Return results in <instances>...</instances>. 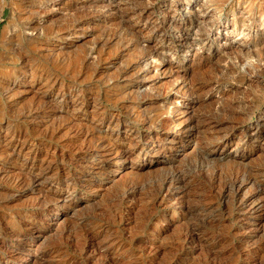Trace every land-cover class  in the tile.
I'll list each match as a JSON object with an SVG mask.
<instances>
[{"label": "rangeland", "instance_id": "rangeland-1", "mask_svg": "<svg viewBox=\"0 0 264 264\" xmlns=\"http://www.w3.org/2000/svg\"><path fill=\"white\" fill-rule=\"evenodd\" d=\"M11 1L0 0V5L5 3L0 17V39L11 13L6 4ZM99 1L84 2L88 16L84 13L82 16L85 18H82L97 17L91 19L93 22L87 33H81L73 42L76 44L72 45L75 53L71 49L69 52H72L70 56L75 55V62L58 64L43 58L46 62L43 59L41 62L52 77L49 85H42V81L34 82L30 78H19L17 84L9 86V93L5 95L3 92L2 96L0 92V217L5 219L0 225V264H65L68 259L81 260L77 254L78 247L62 232L69 228L79 231L82 227L99 235L101 240L105 235L107 237L104 238L105 242H98V239V243L87 248V264H97L103 259L102 262L112 260L115 264H205L207 253L197 243H187L189 245H185L182 255L173 258L178 239L199 218L189 215L187 208H208V195L201 194V191H207V175L213 163L212 157L206 160L205 156L199 155L200 151L203 154L204 150L210 149L214 154L225 153L227 159L242 158L245 163L250 159V164L264 158V102L258 98L264 96V0H103L107 1L108 7L100 10L95 5L89 6ZM175 8L178 9L174 11ZM142 9L147 12L141 17L136 16ZM170 18L186 26L180 31L165 28V24L159 23L162 19ZM189 21L192 26L188 25ZM162 36L166 43L163 42V49H160L161 43L158 41ZM193 39L196 44L191 47L189 41ZM201 40L208 42L210 48H200L198 42ZM180 45L183 48L179 49ZM151 47L157 48V51L149 52ZM173 50H176L175 54ZM259 70L262 73H258ZM181 82L187 86L205 83L206 90L220 85L224 94L203 93L206 91L203 88L201 93L207 100L201 103L194 104L189 96L171 99L179 86L183 85ZM247 86H252L251 90ZM9 94L13 95L7 98ZM225 100L231 110L213 115L219 102L224 103ZM191 108L195 112L194 117L186 120ZM146 111L159 118L160 125L170 133L169 136L182 126L192 127L191 137H186V140L191 145L189 149L193 150L188 149L185 153L182 152L184 147H180L170 157L156 155L157 166L152 169L162 166V171L150 169L152 171H145L147 174L144 172L141 178L135 177L138 184L134 189L139 192H131L128 191L131 179H126V173L129 169L138 171L140 166L131 162L124 166L114 153L108 158L100 154L103 159L99 157L93 161L90 146H100L99 152L111 147L128 152L127 146L133 141L137 147L149 150L152 141H148L147 136L159 125L155 126L147 119L135 121L136 115ZM231 112L235 115L228 114ZM203 116H212L221 128L235 125L234 142L244 125L248 143L253 141L257 149H250L248 143L237 148L231 143L221 149V146L201 140L202 134L197 135V131L204 129L205 123L198 122L204 119ZM7 121L9 126L6 125ZM164 123H172L174 130H171L172 124L168 128ZM134 131L144 134L139 142L132 138ZM258 134L261 136L256 139ZM16 138L23 141V146L21 150L18 148L10 153L11 143ZM166 138L162 141L163 147L170 149L173 144ZM155 139L156 143L161 140L160 137ZM81 149L87 152L89 158L83 164L77 162ZM17 152L19 156H27V160L14 164ZM106 158L111 162L104 166ZM34 163H42L41 173L35 170ZM169 165L184 170L190 183L186 191L189 194L174 196L177 205L166 197L164 202L150 206L148 213L145 208L150 205L151 196L156 192L155 185L165 175L164 168ZM55 166L61 169L63 175L55 173ZM48 167L54 169L49 170ZM101 169L99 177L86 176L91 172L96 174ZM29 170H35L38 174L36 182L20 185L21 177ZM124 192L132 198L123 200ZM255 199L264 209V192L257 194ZM210 200L213 205L216 204L209 214L211 224H216L224 234L229 231L224 246H242L243 250L234 264H256L264 255V246L262 250H253L264 239L263 234L257 231L263 226L261 218L252 215L248 222L241 219L227 222L226 216L220 212L224 206L218 205L214 197ZM181 202L185 204L183 208L179 204ZM39 210L41 213H38ZM17 222L23 226L18 236L22 243L15 238L5 237L6 231L16 228ZM258 222L262 225L257 226ZM26 223L30 225L25 227ZM211 224L202 227V234L214 230L212 226L215 225ZM201 231L197 234L202 236ZM2 241H8V244ZM1 244L7 246L2 248ZM21 246L23 260H18L15 253ZM52 246L61 247V250L50 256L34 253L39 248ZM220 247L217 248L219 252L224 249L223 245ZM176 258L178 260L175 261ZM219 264H228L223 255L219 257Z\"/></svg>", "mask_w": 264, "mask_h": 264}, {"label": "bare ground", "instance_id": "bare-ground-1", "mask_svg": "<svg viewBox=\"0 0 264 264\" xmlns=\"http://www.w3.org/2000/svg\"><path fill=\"white\" fill-rule=\"evenodd\" d=\"M85 1L84 0H12L9 4H6V5H8L10 7V10H11L10 12L11 13H10V17L8 18L7 25L4 28V30L2 31V35H1V39H0V92H2V96L4 94L6 95L7 93L10 92L11 89L9 88V86L10 85H14L16 83L17 79H19V78H20V80H22L23 78H25V79L26 78L27 79L30 78L34 82L35 81L36 82H38V81L41 82L42 81V85L43 84L47 85L48 82L50 83L52 81V77H51L50 72L48 74L47 69H45L44 65L42 64L43 62H41L43 58H45L47 60L49 59L50 61L53 60L55 63H58V64H65V63L68 64L70 62L73 63V62L76 61V58H74L75 55L72 57V56H70L72 52L71 53L69 52L70 49H71L75 53L74 48L72 49V45H76V44H73V42H74V40L76 38L79 37V35L81 33L83 35H85L87 33V29L90 28V24H91V22H93V21H91V19L97 17V16H95V17L93 16L90 19L89 18L88 19H83V18H85L83 16L86 15L85 11H87L86 10L87 7H84V5H85L84 2ZM106 2L107 1L100 0L98 3L96 2V4L95 3L94 4L93 3L89 4V6L90 5L91 6L95 5V7H97V9L100 8V10H101V9L106 8V7L109 6V4L106 3ZM3 4H5V3H3ZM3 4L0 5V17H1V13L3 11V6H4ZM263 4H264V2H263ZM177 9L178 8H175L174 11L177 10ZM146 12H147L146 9L145 10L144 9L139 10V12L136 14V16L138 15V17H141ZM94 13H97L96 10L94 11ZM99 13H101V12H99ZM86 16H88V15H86ZM148 16H150V15H148ZM171 18L167 19V20L162 19V21H160L159 23H161L163 26L165 24V26H166L165 28L170 27V29L171 28H175V30L177 29V30H180V31H181L183 26H186L184 23L179 24V22L177 23V21L176 22L173 21V19H171ZM188 25L192 26V22L189 21ZM200 29H201V27L198 28V30H200ZM142 34H144V33H142ZM49 38H51L50 42H49ZM164 40L165 39L162 36V38H160V40L158 41L159 43H161L160 49H163V45H164V43H166V42H164ZM194 42H195L194 39L192 41H189L191 47H193L192 45L196 44ZM204 42L202 40L198 42V44L201 46L200 48L205 47V46L210 48L209 43L208 42L204 43ZM181 48H183L182 45H180L179 49H181ZM179 49H178V51H179ZM148 51L149 52H156L157 48H154V47L152 48L151 47V49L148 50ZM168 51H170V50H168ZM142 52H146V51L142 50ZM172 52H173V54H175L176 50H173ZM218 59H220V58H218ZM223 60L224 59H222V61ZM44 61L46 62V60H44ZM205 62H207V60ZM225 67H227V66H225ZM255 69H256V67H255ZM260 72H261V70H259L258 73H260ZM196 75H197V73H196ZM202 76H204V75H201V77ZM261 76H262V74H261ZM131 78H132V76H131ZM54 79L55 78H53V80ZM174 79H176V77H174ZM240 79H242V78L240 77ZM176 80H175V82H177ZM216 81H217V79H216ZM54 82L55 81H53L52 83H54ZM217 82H219V81H217ZM187 85H184V84L181 85V86L178 85L179 88L177 90L174 89L176 91H175V93L173 95V98H171V99H174L177 96L181 97L182 99H183V97L189 96V97H192L191 99H192V102L194 104H198V103H201V102L207 100V98H205L202 95L203 93L210 92V94H212V93H216L217 92L221 96H223V94H224L223 91L221 90V86L220 85L216 86L215 88L214 87L208 88V90H206L207 87L204 88L206 86V84L205 83H201V82L193 84V85H190V86H187ZM260 86H259V88H260ZM251 87H248V88H250V90H251ZM203 88H204V90H206L205 92H203ZM253 91L256 92V90H253ZM3 92H5V93L3 94ZM201 92H203V93H201ZM260 92H262V91H260ZM256 94H257V92H256ZM12 95L13 94H9L7 96V98L11 97ZM258 98L261 99L260 100L261 102H264V96L263 97H258ZM215 101H218V100H215ZM178 102H180V101H178ZM220 102L218 104L219 106L217 105L216 108L214 109L215 111L213 112V115L214 114L219 115V113H222V112L224 113L226 110H229V109L231 110V108H229L230 106L228 105L227 101L224 102V103L222 101H220ZM20 103H21V100H20ZM75 106H77V105H75ZM248 108H250V107H248ZM212 109H213V107H212ZM232 110H233V108H232ZM176 111H167V113L176 112ZM150 112L146 111L145 113L143 112L142 115L139 114V115L135 116V118H136L135 121H139L140 119H144V120L147 119L148 122H150L151 124H153L155 126L159 125V127L156 128V129H154L155 126L152 127L154 130H151V131H152V133H154V135L152 133H150L147 136V140L148 141L149 140L152 141L151 144H150V149L149 150L137 147L136 143H134L133 141H131L129 145L127 144L128 146L126 145L128 147V149H129L128 152L126 151V149H121V148H118V147H111V148L102 150V152H99L98 149L100 148V146H98V145H95V146H92V147L90 146V148L93 151V156H92V160L93 161L96 160V159H99V157L101 159L102 156L100 154H102L103 157L107 156V158H108V156L113 155V153H114L115 156L118 159V162L123 163L124 166H127L128 162L133 163L132 165L136 164L137 166H140L138 171H133V170L131 171L129 169V172L126 173L127 174L126 179H129V180L131 179L129 181V183H128V185H130L128 191L131 190V192H135L137 190V189L136 190L134 189V186L137 183L135 181L137 179H134V178L135 177H139V176L141 178V175L145 171H152V170H154L152 168H155L157 166L156 165L157 164V160L155 159L156 155L157 156L170 157L171 155H174L173 153L178 152L179 151L178 149H181L180 147H184L182 152H185V153L191 147V145L187 144L188 140H186V137H188V136L191 137L192 127L190 129L189 125L182 126L178 131H174V133L169 136L170 133L168 131H166L165 129L163 130L162 125H160L161 121H159V118L157 116L155 117V116L149 115ZM194 114H195V112L191 108L190 112H189V116L187 117L186 120H189L188 118L194 117ZM228 114H230V115L232 114V116L235 115V113H233V112L228 113ZM226 115L227 114H225V116ZM261 116L262 115H259V117H261ZM230 120H232V119H230ZM245 120H247V119H245ZM198 122H204L205 123L203 125L204 129H200L199 131H197V135H199L198 133L202 134L201 140L203 139V141L206 140L209 143L216 144V146L217 145L221 146V149H223L224 147L230 146L231 143H234V146L236 148L239 147L240 145L242 147L243 145L247 144L248 141H249V139H247V131L245 130L246 127L244 125H242L241 133L240 134H236L237 139H235V142H234L233 138H234L235 133L237 131V129H235V127H234L235 125L231 126L229 124V125H227V128L226 127L223 128V126H222V128H223L222 129L220 127V124L217 123L216 120L212 116H210V118L208 116L206 118L204 117V119H202V120L199 119ZM169 124H172V123H169ZM169 124L164 123V125L166 127H168ZM6 125L7 126L10 125L9 121H7ZM178 125H179V123H178ZM170 127H173V129H171V130H174L173 124ZM220 129H221V131H220ZM128 131H131V129H129ZM49 132H51V131H49ZM132 134H133L132 138H135L134 140L137 139L136 142H139L141 140V138L143 137V135H144L143 133H140L138 131H134V132H132ZM197 135H195V136H197ZM165 136L168 137V138H166L167 140L166 139L165 140L168 141L170 144H173V146L170 149H167V147H163L164 145H163L162 141L165 138ZM260 136L261 135L258 134L256 136V139H258ZM155 137L156 138L160 137L161 140L159 141V143H156ZM244 140H246V141H244ZM263 141H264V138H263ZM132 142L134 144H132ZM261 142H262V140H261ZM126 143H128V141ZM177 143L179 145L175 146V144H177ZM22 146H23V141L21 142V139L18 140L16 138L11 143V148H10L11 152L10 153L16 151V149H18V148L21 150ZM101 146H103V145H101ZM195 146H197V145H194V147ZM247 147H249L250 149H254L255 148L254 142L253 141L249 142ZM191 149L193 150V148H191ZM191 149H189V151ZM255 149H257V148H255ZM79 150H80V147H79ZM83 150L84 149H81V151H79L78 152L79 154L77 155V158H78L77 162L78 163H82V164L87 162V160L89 159L88 156H87V152L85 150L84 151ZM258 150H260V149H258ZM87 151H89V150H87ZM200 152H201V154H199V155L205 156L206 160H207L208 157H212L211 158L212 161L209 158L208 162L211 161L213 163V166L211 167V169L210 170L207 169V170H209V172H208L209 174L207 173L208 174L207 175V191L205 192L203 188H202L203 189L202 191L200 190L201 194L203 193V195L204 194L208 195V201L206 202L208 208L207 207H202V208L198 207L200 209L195 208V207L187 208L186 211H188L189 215H197L195 217H199V218H198V221H196V222L194 221L195 223L189 225L188 228L185 230V232L178 239L177 245H175L176 248L174 249V252H173V258L177 257V255H182L181 253L183 252V250L185 248V245L187 243H189V244L197 243L207 253V259H206L205 264H219V257L222 256V255H223V257H225V259L227 260L228 264H234L238 260V257L240 255L241 251L243 250L242 246L241 245H234V246L233 245H231V246L226 245V246H224V244L226 243L225 239H227V237L229 236V231H228V233L224 234L221 230L218 229L219 227H217L216 224H211L212 220L209 218V216H210L209 214L213 210V207L216 204L213 205L211 203L210 199L212 197H214V198L217 199V202H218L217 204L218 205H223L224 206V208L221 209L220 212L223 213L224 216H226V221L227 222L231 223V221H234L235 219H241V220H243L245 222H248L252 215H254L256 218H261V221H262L261 223L263 224V226H262V229H259L260 228L259 227L257 231L261 232L263 235L262 234H260V235H262V237H264V209H263V207L260 205V203L258 201V200H261V199H258V198H257L258 200L255 199L257 194H259L261 192H264V158L261 159V161H258L257 163H251L250 164V162H248L250 159L248 161L246 160V163L244 162V160H242V158H240V159L236 158L237 160H234L233 158L232 159L228 158L229 159L228 160L227 159V155L225 153L219 154L220 152L219 153L216 152V154H214V151L210 150V149L204 150L203 154H202V150ZM10 153H9V155H10ZM261 156H263V155H261ZM27 158H28L27 156H19V153L17 152V154H15V158L13 160V163L15 164L17 162L25 161V160H27ZM111 159H112V157H111ZM111 159H107L106 160L107 163L104 164V166L109 164L111 162ZM224 160H226L228 162H226ZM39 161L41 162V160H39ZM208 162H206V164ZM219 163H221V164H219ZM227 163H229V165ZM30 164H32V162ZM41 164H37V163L33 164V167L36 168L35 170L38 169L37 172L39 171L40 173H41V167H42ZM225 164H226V166H225ZM48 165H49V162H48ZM78 165H80V164H78ZM43 167H44V165H43ZM55 168H56V166H55ZM125 168H127V167H125ZM160 168L157 167L156 169L160 170ZM48 169L49 170H53L54 168L53 167L52 168L48 167ZM150 169H152V170H150ZM156 169L154 171H156ZM164 169H166L163 172V173H165V175H163L162 178L160 176L161 180H159L160 182H157V184L155 185L156 187H155L154 190L156 192H155L154 196H151L152 197L151 198V203L148 201L150 203V205L149 206L147 205V208H145L147 210V212H148V208L150 206H153L155 204H160L161 201L164 202V200H166V197L169 198L170 201H172L173 199H175L174 196H176V198L179 195H182V196L186 195L187 196V193H188V192H186L187 191V185H190V183L187 180L188 176H186L185 173L183 172L184 170L183 169H179L176 166L172 167V165H169L168 168L165 167ZM35 170H29L28 174H27V172L24 173L23 176L21 177L22 179L20 178L21 179V183H19V184L24 186V184L28 185V184L34 183V181L36 182V177L38 176V174L34 172ZM55 170H56V172L54 171L55 173H58V174L60 173L61 175H63L62 172L60 171L61 169L56 168ZM101 171H102V169L99 170V171L97 170L96 174L91 172V173L86 174V176L87 177H95V176L99 177L102 174ZM160 171H162V170H160ZM43 173H44V171H43ZM120 173H122V172H120ZM123 175H124V173H123ZM85 180H87V178ZM126 187H128V186H126ZM43 193H42V195H43ZM123 194L124 195H122V193H121L122 197L125 196L123 198V200L125 198H128V199L132 198L131 196L127 195V192H126V194H125V192ZM42 195H41V197L43 198ZM45 196L48 197L47 194ZM54 199H57V198H54ZM178 199H180V198L178 197ZM131 200H133V199H131ZM156 202H159V203H156ZM176 202H175V204L177 205ZM41 203H42V207H43L44 206L43 202H41ZM179 204H180V206L182 208L185 205L183 202H181ZM262 204H264V203H262ZM46 206H48V205H46ZM67 207L69 208L70 206L67 205ZM38 213H41V210H39ZM151 214H152V211H151ZM147 216H148V214H147ZM4 222H5V219L0 217V225H1V223H4ZM162 223H164V222H162ZM208 223L211 224V226L215 225V226H212V227H214V230L213 231L210 230V232H208L207 234L204 235V234H202L203 232L201 230H202V227L206 226ZM262 224H260V222H258L257 226H259V225L261 226ZM28 225H30V224L26 223L25 227L28 226ZM219 225H221V223ZM222 226H225V225L222 224ZM229 226H231V225H229ZM22 227L23 226L17 222L16 223V228H13V229H10L9 231H6L7 235L5 237L10 238V239L11 238H15L17 242L22 243V242H20L21 240L18 239L19 238L18 236L20 234L19 230H22ZM221 229H224V228H221ZM256 229H257V227H256ZM199 231H201L202 236L197 234ZM62 233H65V236L68 239H71L72 244L76 245L78 247L77 248V252H78L77 254H78V256L81 259V260L68 259V260H66L65 264H87V261H89V258L87 259V257L85 256L87 248L89 246H91V245H94L95 243H98L99 241H102V243L105 242L106 240L104 238L107 239V237H105L106 235L104 236V238L102 237L103 240L99 239L100 238L99 235H97L96 233H94L93 231H91V230H89V229H87L85 227H82V229H79V231H76L75 229H71V228L65 229ZM97 240H98V242H97ZM2 242H5V241H2ZM6 242L8 244V241H6ZM243 243H247V241H244ZM189 244H187V245H189ZM220 245H221V247L223 245L224 249H222V251L219 252V251H217V248ZM4 246L6 247L7 245L1 244L2 248H4ZM263 246H264V239H263L262 242L256 244V247L253 250H255V249L256 250H262ZM60 250H61V247L52 246V247H47V248H39V249L35 250L34 253L35 254L38 253L41 256H43V255L50 256L52 254L58 253ZM18 252L15 253L16 257L18 258V260H23V256L21 254V253H23V247L22 246L19 247V251ZM34 256H36V255H34ZM105 256H106V254H105ZM85 259H87V260H85ZM259 259H258L257 263L258 264H264V255H262L261 258H259ZM176 260H178V259L176 258L175 261ZM102 261H104V259ZM102 261L97 263V264H107V263L108 264H113L114 263L112 260L111 261L107 260V262H102ZM252 262H254V260H252Z\"/></svg>", "mask_w": 264, "mask_h": 264}]
</instances>
